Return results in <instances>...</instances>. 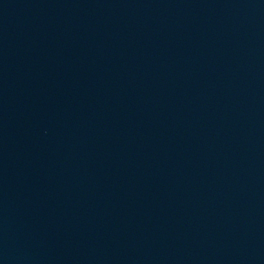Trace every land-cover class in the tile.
I'll return each instance as SVG.
<instances>
[{
  "label": "water",
  "instance_id": "1",
  "mask_svg": "<svg viewBox=\"0 0 264 264\" xmlns=\"http://www.w3.org/2000/svg\"><path fill=\"white\" fill-rule=\"evenodd\" d=\"M0 264H264V0H0Z\"/></svg>",
  "mask_w": 264,
  "mask_h": 264
}]
</instances>
